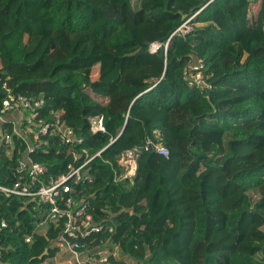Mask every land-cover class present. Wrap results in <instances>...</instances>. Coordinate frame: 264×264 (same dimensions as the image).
<instances>
[{"label": "trees", "instance_id": "1", "mask_svg": "<svg viewBox=\"0 0 264 264\" xmlns=\"http://www.w3.org/2000/svg\"><path fill=\"white\" fill-rule=\"evenodd\" d=\"M186 21L192 30L172 36ZM191 62L210 89L187 84ZM4 81L58 113L76 148L108 146L89 165L93 181L73 186L113 228L97 238L139 264H264V0H0V102ZM95 117L104 132H90ZM155 133L168 158L143 152L133 184L114 183L121 153ZM41 139L37 161L63 174L68 147ZM14 146L0 152L3 185L17 179L24 145ZM0 214L1 264L58 252L61 227L36 236L46 206L0 194Z\"/></svg>", "mask_w": 264, "mask_h": 264}, {"label": "built area", "instance_id": "2", "mask_svg": "<svg viewBox=\"0 0 264 264\" xmlns=\"http://www.w3.org/2000/svg\"><path fill=\"white\" fill-rule=\"evenodd\" d=\"M188 22L177 28L172 36H185L191 31ZM160 46L159 43H152L149 52L155 53ZM203 70L201 62L189 63L185 69L187 84L199 89H210ZM1 91L4 94L0 102V152L3 148L14 149L15 139L22 142L24 149L21 157L16 159V181L12 185L0 184V194L5 198H27L48 208L45 223L61 227L62 231L52 245L58 252L68 255V264H125L122 256L127 255L119 254V245L108 239L97 238L104 231L111 234L112 226L96 221L90 212V201L73 193V186L93 181L89 165L95 157L100 156L101 151L90 155L86 149L76 148L83 144L82 138L60 119L58 113H48L43 100L13 93L5 81L1 84ZM89 126L93 134L105 131L102 117L91 118ZM46 134L56 136L70 151L71 162L65 172L58 176L46 175L45 166L37 161L36 155L40 149L48 152V141L41 139ZM155 138V141L147 138L144 146H135L121 153L117 162L118 170L113 171L114 183L133 184L138 160L143 152H154L168 158L169 152L162 144L159 133H155ZM6 159L12 160V155L7 154ZM6 226L0 214V230ZM31 240L30 237L26 242L30 243Z\"/></svg>", "mask_w": 264, "mask_h": 264}, {"label": "rangeland", "instance_id": "3", "mask_svg": "<svg viewBox=\"0 0 264 264\" xmlns=\"http://www.w3.org/2000/svg\"><path fill=\"white\" fill-rule=\"evenodd\" d=\"M38 41L39 40L37 38L31 37L29 49L30 50L33 49L36 46V44L38 43ZM208 191H209V189H206L205 188V192H208ZM47 226H48V224H46V223L42 224L36 230L37 231L36 232V236L44 238L43 236L45 234V231L47 229ZM119 254H122L121 250L119 251ZM125 259H126L127 262H131L132 261V259L129 258L128 256H126ZM56 260H58L61 263L64 260L63 255L60 254V253H55L53 256L46 257L41 263L57 264V261ZM131 264H139V263H137V262H131Z\"/></svg>", "mask_w": 264, "mask_h": 264}, {"label": "crops", "instance_id": "4", "mask_svg": "<svg viewBox=\"0 0 264 264\" xmlns=\"http://www.w3.org/2000/svg\"><path fill=\"white\" fill-rule=\"evenodd\" d=\"M57 253H60V254H62L63 255V258H64V260L60 263L58 260H56L57 261V264H68V262H67V260H68V255L66 256L64 253H62V252H57ZM125 257L126 256H122V259H123V261L125 262V264H131V262H136V261H134V260H132L131 262H127L126 261V259H125ZM40 264H48V263H40Z\"/></svg>", "mask_w": 264, "mask_h": 264}, {"label": "water", "instance_id": "5", "mask_svg": "<svg viewBox=\"0 0 264 264\" xmlns=\"http://www.w3.org/2000/svg\"><path fill=\"white\" fill-rule=\"evenodd\" d=\"M117 138H118V137H117ZM117 138H116V139H117ZM116 139H115V140H116ZM113 142H114V141L110 142V144H112ZM110 144H109V145H110ZM107 147H108V146H107ZM107 147H105L103 150H101L100 154H102V152H103ZM46 254H47V250H45V251L43 252V254H42L41 256H39V259H41V258H42L44 255H46Z\"/></svg>", "mask_w": 264, "mask_h": 264}]
</instances>
